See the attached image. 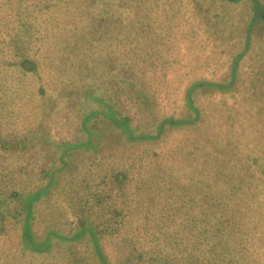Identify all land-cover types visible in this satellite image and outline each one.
Listing matches in <instances>:
<instances>
[{"label": "trees", "instance_id": "obj_1", "mask_svg": "<svg viewBox=\"0 0 264 264\" xmlns=\"http://www.w3.org/2000/svg\"><path fill=\"white\" fill-rule=\"evenodd\" d=\"M218 1L0 0V264L83 237L97 264H264V1L246 48Z\"/></svg>", "mask_w": 264, "mask_h": 264}, {"label": "rangeland", "instance_id": "obj_2", "mask_svg": "<svg viewBox=\"0 0 264 264\" xmlns=\"http://www.w3.org/2000/svg\"><path fill=\"white\" fill-rule=\"evenodd\" d=\"M203 6H207L209 14H212V13H214L215 11H217V10H219L221 8V3L218 0H203ZM248 6H249V3L247 2V0H241V1L238 2V6L233 11L235 13V16H233L235 21L233 20V23H235L236 25H231L229 27L230 28L229 29L230 30L229 34L231 36H236L235 34L237 32H239V33H237L238 35L241 33L240 37H238L240 39L238 46H240V43L242 45V42L244 41L245 30H246V27H247V25H248V23L250 21L249 20V18H250L249 15L250 14L248 12ZM236 11H238V13H240V14H237ZM242 30L244 31V33L240 32ZM229 34H227V35H229ZM251 43L253 45L252 48L259 43V49L258 50H256V49L252 50V51H254V52L251 53L252 57L248 56L245 60H243L241 62L240 68L242 70V74H246L247 73V69H248V65H249L248 63L251 62V60H252L251 58L258 59L259 62L261 61L260 63L264 62V37L262 36L261 32H258V35L255 36L252 39ZM260 63H258L256 61V66L257 67L261 66ZM260 72L263 73L262 70ZM257 77H258V79H260L261 78V74H259ZM101 87H103V84H100L99 87L95 88V90H93V93H91L89 91L88 92L89 95L86 94L85 97H83L82 106H85L86 108H88V107L89 108H92V107L93 108H99L101 106V101L99 100V96H100L101 93L104 92V90ZM149 133H155V132L154 131H150ZM158 135H160V133ZM33 138L36 139L35 137H33ZM146 139H153V138H146ZM172 139L174 140V138H171L170 142L168 144L171 143ZM75 148H77V149L74 150L73 156L79 158L77 160V164H78V166L80 167V169L82 171L84 168H86L88 166V164L90 162V157H83L82 154H81V151L78 150V147H75ZM143 148H141V149H143ZM148 148L149 149L150 148H155L157 150L158 149L160 150L159 143L156 144V146H152V147H148ZM148 148H147V150H149ZM141 149H139L138 152H140ZM147 150H146V152H149ZM55 163L56 162L54 160V162H52V164H55ZM2 164H4V161H3V159L0 158V165H2ZM64 165L65 164L62 163L59 167L57 166V167L53 168L50 171L49 176L53 177L54 173L56 171L61 170ZM70 165H72V161H71L70 164L66 165L65 168H67ZM93 170L95 171L94 168H93ZM22 174L23 173H21V176H22ZM63 180L66 181V182L72 183L74 179H73L72 174H71L70 177L69 176H65ZM110 184L111 183L104 185L103 187H101V189L106 187V188H109V190H110V186H109ZM97 187H99V186H97ZM105 192L107 193V190ZM42 204H45L44 201H42ZM42 206H44V205H41V207ZM41 207H38V209H39L38 210V215L39 216H41V214H43L51 206H48L46 209H43ZM70 213H72V211H71V209H68V207H60L59 208V210L57 212V216H56L57 220L53 223L56 229L61 231V228H64V229L67 230V229H69L71 227V225L69 226V224H68V222H70L69 221V217H68V215ZM42 217L43 216H41L38 220L36 219V221L34 222V230L36 231V233L39 234V236L41 235V230H42L41 221H40V219ZM169 220H171V218H169ZM174 221L176 222L175 219H173L170 222L174 223ZM175 225L177 226V223ZM105 247H106L105 248V253L109 257L112 254V251L110 249L111 244L110 245H106ZM52 249L54 250V256L52 258H56L58 260V264H97V261L95 260L94 256L92 255V249L93 248L90 246V243L88 242V240L85 237L80 238L78 240H73V241H56L52 245ZM33 253L34 252H31L29 250V252H26L25 255H27V257L33 256L34 258L39 260L40 258L35 256V254H33Z\"/></svg>", "mask_w": 264, "mask_h": 264}, {"label": "water", "instance_id": "obj_3", "mask_svg": "<svg viewBox=\"0 0 264 264\" xmlns=\"http://www.w3.org/2000/svg\"><path fill=\"white\" fill-rule=\"evenodd\" d=\"M252 25H253V20H250L247 27H246V30H245V36H244V47L246 48L247 47V44H248V40H249V35H250V31H251V28H252ZM245 48L242 49V52L245 51ZM151 136L147 135L145 138H150ZM139 139H141L142 137H138Z\"/></svg>", "mask_w": 264, "mask_h": 264}]
</instances>
